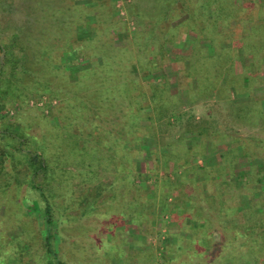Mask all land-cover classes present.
<instances>
[{
	"label": "trees",
	"instance_id": "16d2710c",
	"mask_svg": "<svg viewBox=\"0 0 264 264\" xmlns=\"http://www.w3.org/2000/svg\"><path fill=\"white\" fill-rule=\"evenodd\" d=\"M153 1L160 19L148 20L131 42L103 41L105 31L98 28L92 37L78 38L75 26L87 11L72 21L75 28L62 22L60 6L39 18L44 24L56 23L59 41L63 39L57 49L88 60L86 66L75 63L79 69L72 75L65 72L63 79L47 77L34 66L31 45L21 38V30L0 38V264H27L33 251L26 247L32 246L29 240L34 236L41 254L37 264H66L58 247L64 223L90 217L94 219L83 223L84 236L76 239L79 250L72 264H113L116 259L117 264H264V173L251 167V178L242 181L241 188L234 182L222 183L227 162L215 166L219 175L212 173L196 163L197 141L188 144L182 138L165 143L163 152L153 150L155 155L146 160L143 128L160 132L158 126L176 111L178 101L166 78L159 82L131 68L134 62L141 71L157 69L159 57L166 56L165 43L174 42L181 25L209 40L205 56L210 58L214 37L203 22L224 20L243 6L239 0ZM249 1L256 9L247 11L248 22H255L247 41L251 47L258 43L257 51L264 56V34L258 35L254 27L256 23L264 27V2L245 0V5ZM183 13L185 23L171 26ZM101 17L105 21L106 16ZM42 49L47 51L48 46ZM44 58L50 67L52 56ZM193 64L190 61L184 70L187 86L192 89L193 81L194 93L207 95L210 76L199 81ZM37 98L54 102L53 122L43 111L41 117L26 109L36 108L29 102ZM39 117L43 123L37 128ZM238 150L245 161L264 158V139L249 136ZM141 162L144 170L137 167ZM180 166L183 173L170 180L169 173ZM147 169V177L154 176L153 195L142 185ZM197 175L211 185L199 188ZM241 193L247 196L245 207ZM166 207L177 227L165 233L159 227L155 236L153 221L159 208L166 218ZM33 221L38 222L33 226ZM131 230L145 240H135ZM162 237L173 241L159 254Z\"/></svg>",
	"mask_w": 264,
	"mask_h": 264
},
{
	"label": "rangeland",
	"instance_id": "374dc122",
	"mask_svg": "<svg viewBox=\"0 0 264 264\" xmlns=\"http://www.w3.org/2000/svg\"><path fill=\"white\" fill-rule=\"evenodd\" d=\"M239 1V5L242 4L243 8H240L236 13L228 15L224 20H221L220 17L203 22V26L206 25V29L210 30L214 37L213 52L210 58L205 56L207 48L205 45L209 43V40L202 37V34L199 35L187 26L181 25L174 42L172 44L165 43L166 56L159 57L161 60L157 69L151 71L145 67L141 71L138 70L137 64L134 62L131 63V68L135 74L146 73V77H154L159 82L166 78L170 93L175 94L178 101L176 111L167 115V118L164 117L165 121L158 126L162 129L160 132L156 128L152 134L151 129L143 128L142 145L147 148L146 160L152 159L155 155L153 150L159 152L167 150L164 148V144L167 142L172 143L178 141L179 138L188 144V141H197L199 154L196 163L210 168L213 170L212 173L219 175V171L214 170L215 166L227 162L226 172H221V182H234L237 187L241 188L242 181L251 178V167L257 173H264L262 155L245 161L244 154L239 152L240 150L237 151L249 136L264 139V56L257 51L258 43L251 47L247 41V32L255 24L254 21V23L248 22L247 11L252 8L256 9V7L251 1L247 5H245V0ZM262 1L264 2V0ZM55 6L62 7L64 15L60 19L62 22L65 19L66 25L70 26L73 25L72 21L80 19L87 11L83 22L76 26L73 25V28L76 27L78 38L92 37L98 28L102 32L105 31V40L103 41L110 39L116 44L124 43L125 40H130L129 42L135 40L136 33L143 27V24L146 25L147 21L151 19H160L153 0H0V38H6L12 32L21 30L19 35L27 44L31 45L33 51H30L29 54L31 62H34V66L38 70L44 71L45 76L55 80L63 79L62 74L65 72L72 75L75 70L79 69L78 67L88 65V60L80 58L75 52H67L60 47L57 49L63 39L59 41L61 33L58 31L56 23L49 21L44 24L40 20L42 16L44 18L50 16L54 12ZM98 6H100L98 10L95 9ZM94 11L97 14H94ZM97 15L100 19L96 18ZM101 16H106L105 21ZM186 18L187 14L183 13L172 21L171 26L185 23ZM198 25H200L199 22ZM254 27L258 35L264 34V27L259 23H256ZM45 29L48 30L47 33H45ZM150 33L153 34V31ZM38 38L39 41L41 40L39 43L36 42ZM44 45L48 46L47 51H43ZM34 50L39 51L35 52ZM47 55L52 56L50 67L44 64L46 62L44 57ZM190 61L195 63L191 68L198 75L199 81L204 82L210 76L207 95L194 93L196 87L195 84L193 85V81L192 89L187 86L189 79L184 78V70L185 67L190 66ZM75 63H79L78 67ZM181 70L182 72H180ZM179 77L183 78L182 82ZM34 101L31 99L29 104H36V108L31 109L28 105L25 106L30 114L41 116L43 111L53 122L55 120L54 102H49L45 98H37L35 103ZM41 117L37 119V128L39 124L43 123ZM236 147L237 153L234 150ZM255 147L257 148V145ZM261 154H264V150ZM190 161L195 160L190 159ZM142 163H139L137 167L144 170L146 166ZM189 165L187 163L185 167L188 169ZM161 166L162 164L159 169ZM66 167L73 170L70 165ZM179 173H183L181 166L175 172H170L168 178L173 180L179 176ZM152 174L150 173V176ZM225 174H230V177L225 178ZM145 175L142 182L144 192L153 195L154 176L147 177L149 169L146 170ZM199 175L196 176L199 188L204 189V186L211 185L210 181L200 180ZM242 175L244 176L242 177ZM164 193L166 194L167 191ZM225 195L227 196V194ZM240 200L245 207L248 201L244 193L240 194ZM160 209L153 221V227L156 228L155 236L159 227H163L162 233H165L167 229H176L177 227V224L168 218L169 208L166 207V218L162 217L163 213ZM93 219L90 217L86 221L80 220L82 224L79 223V220L71 224L64 223L58 239V247L66 264L73 263L77 250H79L76 239L84 236L83 223ZM35 222L38 221H33V226ZM86 227L88 228L87 225ZM131 233L135 240H145L144 236L137 235L134 230H131ZM31 239L29 243H32V246L26 248L33 253L26 257V263L37 264L41 255L40 245L37 236ZM172 239L173 237L163 238L164 242L158 247L157 253H163L164 244L172 242ZM35 247L39 249L38 256ZM138 247L143 246L140 244ZM113 264H117V259Z\"/></svg>",
	"mask_w": 264,
	"mask_h": 264
}]
</instances>
